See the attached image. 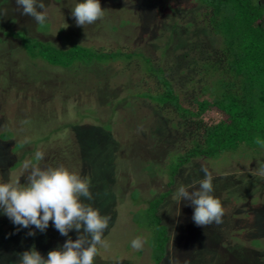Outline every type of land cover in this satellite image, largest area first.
Segmentation results:
<instances>
[{
  "label": "rangeland",
  "instance_id": "obj_1",
  "mask_svg": "<svg viewBox=\"0 0 264 264\" xmlns=\"http://www.w3.org/2000/svg\"><path fill=\"white\" fill-rule=\"evenodd\" d=\"M82 1L38 0L45 9L37 10L46 13L49 25V33L39 35L35 31L38 23L22 14L16 0H0V67L4 62L15 66L19 76L10 78L15 76L18 79H14L15 83L20 81L22 89L17 91L13 86L7 89L0 76V133H12L11 139L0 140V183L19 180L22 186L26 185L29 172L24 170V162L35 158L38 151L44 153V158L35 164L42 170L63 167L80 177L88 175L93 199L81 198L82 202L98 209L102 216L111 217L103 234L109 247L97 246L93 264H154L146 244L148 236L131 220V213L167 192L170 195L159 210L169 233L163 264H264V176L258 174L264 154L238 151L215 160H193L180 170L174 185L168 188L167 165L191 144L172 132L170 122L178 119L171 109L140 98L143 93L154 95L162 91L154 76L145 71V59L154 69H162L171 83L181 87L177 93L185 107L197 95L201 76L196 58L207 57V52L220 44L218 38L210 37L200 25L202 10L189 0H174V22L168 18L154 29L155 35H148L151 26L142 28L139 18L146 21V11L164 6L170 0H99L102 10L108 13L118 10L119 14L108 17L115 29L98 30L95 34L98 39L94 40L86 30L87 24L77 26L72 16V7ZM118 19L128 24L118 26ZM65 24L75 35L61 31ZM103 24L107 29V24ZM9 28L24 30L28 36L51 42L58 48L80 43L99 52L119 51L123 56L49 72L35 67L38 60L32 62L26 56H19L23 53L18 51L19 42L4 36L3 30ZM81 28L86 31L84 40L76 34ZM127 54L134 56L126 59ZM222 119L213 110L203 115L206 124ZM22 121L27 122L25 126ZM156 121L163 132L153 128ZM45 123H50L51 130L47 138L42 135L43 140L32 138L42 132L37 129ZM103 125H111V131L105 133ZM69 138H73L77 151L69 146ZM17 143L22 146L14 152ZM58 146L63 149L55 161L51 155L59 150ZM75 153L78 162L72 166ZM144 161L153 165L152 171L144 170L141 166ZM16 162L19 167L11 170ZM84 162L90 167L83 168L85 174L81 169ZM202 169L211 174L214 189L211 195L221 201L224 209L223 222L219 225L197 226L192 219L194 206L190 201L179 202L175 198L182 185L189 191L198 189L199 182L205 178ZM113 181L117 183L115 189H111ZM133 190L138 192V202L132 201ZM4 225L9 228L3 230ZM80 235H84L83 227L79 233L71 230L67 237L62 236L52 221L44 232L34 226L21 228L0 209V264H20L21 254L32 249L47 259L49 251L62 249L66 240L75 241ZM137 237L144 241L139 251L131 246Z\"/></svg>",
  "mask_w": 264,
  "mask_h": 264
},
{
  "label": "trees",
  "instance_id": "obj_2",
  "mask_svg": "<svg viewBox=\"0 0 264 264\" xmlns=\"http://www.w3.org/2000/svg\"><path fill=\"white\" fill-rule=\"evenodd\" d=\"M173 1L170 0L164 6L153 8L149 12L146 11L148 16L146 21L142 19L140 21L139 18L142 28H150L151 26L149 31L146 32L148 35L152 33L155 35L156 31L154 29L158 28L161 22L166 21L168 18H171L174 22L176 4ZM189 1L202 10L203 22L200 25L207 30L210 37L220 40L219 46L214 51L207 52V57L196 58L199 61L198 69L201 76L197 95L190 99L188 106L185 107L181 102V96L177 93V89L181 87L171 83L162 69H154L147 64L148 60L145 59V71L154 76L157 85L162 91L154 95L143 93L140 97L163 109H171L178 119L170 122V126L173 129L172 132L175 133L174 135L177 134V138H183L191 144L190 148L186 149L183 154L173 156L174 158L170 161L169 166L167 165L168 188L174 185V179L180 173V170L191 164L193 160H215L225 154L238 151L240 153L248 151L255 155L264 154V3L261 0ZM116 12L118 10L114 13H108L104 10L102 19L85 26L88 28L85 29L90 33L92 39H98L97 35H95L98 30L106 32L109 29H115L113 22L111 23L108 17H115L114 14H117ZM117 18L119 17L117 16ZM118 20L120 21L118 26L128 24L127 21ZM13 22L14 20L11 19V23ZM103 23L107 24L105 25L107 29H104ZM62 29L61 31L67 32L71 36L75 35V33L72 35L71 28L66 27L65 31L63 27ZM35 31L39 35H47L49 33V25L46 23L44 26L37 24ZM3 32L6 38L10 37L19 42L18 51L23 50V53L19 56L22 58L27 57L32 62L38 60L39 62L35 63L39 66L35 64V67L47 69L49 72L56 70V73H58L61 69H67L72 65L89 66L93 62L116 60L123 56L119 51L111 53L99 52L80 43H71L67 48H58L51 42L28 36L24 30L9 28L3 30ZM76 32L77 37L82 38L81 40L86 38L84 37L86 31L83 28L77 29ZM131 56H134V54L124 55V58L129 59ZM1 65L0 72L3 73H0V76H3V86H8L7 89L9 86H13V89L22 91L19 88L20 84H18L20 81L15 83L14 80L16 79L15 76H19L16 73V67H11L5 62ZM16 65L19 66L17 61ZM52 73L54 72L52 71ZM12 75H15L14 78H10ZM16 80L18 81V79ZM209 110L218 112L223 116V119L210 124L204 123L203 115ZM37 118L42 120V118L38 117V114ZM20 120L26 121L27 119L20 117ZM25 121H22L23 126L27 123ZM27 121H29V118ZM42 125L43 127H38L37 129L42 132L32 138L39 140H43L45 136L47 138L51 131L49 129L50 123L49 125L47 123ZM111 125L113 126L114 124ZM111 125H103L102 130L105 133L110 132ZM28 127L26 128L29 129ZM159 127L160 122L156 121L153 124V128ZM32 128L34 129V127ZM160 130L163 132L162 129ZM257 137L262 141V144L255 142ZM11 138L12 133L8 131L0 133L1 141H7ZM72 140L73 138L68 139V142H70L69 146L77 151L76 144ZM21 146L22 143H17L12 150L16 152ZM62 149L56 150L51 155L52 159L55 161L59 159ZM76 157L78 156L75 153L72 157L73 159H71L72 163H70L72 166L73 162H78ZM121 158L117 159V161L122 160ZM29 161H32L33 164L36 163L35 158H30ZM145 162L141 163V166H144V170L152 171L153 165ZM17 167H19V162H16L11 167V170ZM83 168L88 170L87 168L90 167L84 162L81 168L84 171L85 169ZM81 178H88V175L86 177L82 175ZM138 178L136 177L135 179ZM113 179L115 180L114 177ZM115 184H117L116 181L112 184L111 189H115ZM136 194H138L137 190H133L131 198L132 201L137 199L134 201L138 202L139 197ZM169 195V192L159 194L148 201L145 208L131 213V220L146 233V238L148 236L146 244L149 246L150 259L154 264H163V260L167 256L168 227L162 222L159 210L166 204L165 200ZM137 214L138 219H136ZM8 228L9 226L7 225L2 226L3 230Z\"/></svg>",
  "mask_w": 264,
  "mask_h": 264
},
{
  "label": "clouds",
  "instance_id": "obj_3",
  "mask_svg": "<svg viewBox=\"0 0 264 264\" xmlns=\"http://www.w3.org/2000/svg\"><path fill=\"white\" fill-rule=\"evenodd\" d=\"M22 7V14L30 16L39 25L46 23V13L37 9H45L43 2L38 0H16ZM19 10V9H18ZM77 26L93 24L104 17L99 0H84L77 3L72 11ZM67 25L65 24L66 28ZM255 142L262 144L257 137ZM44 158L43 152H36L35 160ZM23 168L28 171L27 184L21 185L19 180L14 183H0V209L14 225L21 228L34 226L44 232L49 221H52L60 235L67 237L69 231L78 233L83 227L84 235L73 241L70 238L63 244L62 249L49 251L47 259L35 249L25 251L20 256V264H93L100 245L107 249L108 242L103 234L108 229L110 216H102L100 211L90 204L82 202L92 200L90 179L81 178L78 174L69 172L63 167L42 170L32 161H25ZM30 170V171H29ZM205 178L199 182L198 189L189 191L180 186L176 199L190 201L194 206L193 221L199 227L223 222L224 209L221 201L215 198L212 176L207 169H202ZM258 174L264 176V164L258 169ZM29 235H34L29 232ZM144 241L137 237L131 242L133 249L141 250Z\"/></svg>",
  "mask_w": 264,
  "mask_h": 264
}]
</instances>
